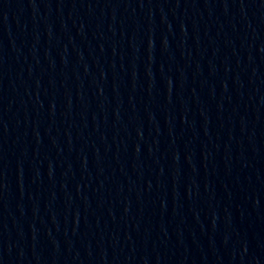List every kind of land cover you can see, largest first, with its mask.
Here are the masks:
<instances>
[{"label":"water","instance_id":"water-1","mask_svg":"<svg viewBox=\"0 0 264 264\" xmlns=\"http://www.w3.org/2000/svg\"><path fill=\"white\" fill-rule=\"evenodd\" d=\"M0 264H167L96 142L37 0H0Z\"/></svg>","mask_w":264,"mask_h":264}]
</instances>
